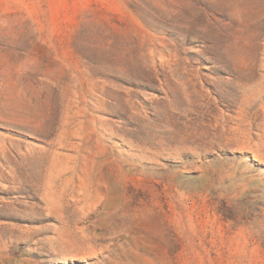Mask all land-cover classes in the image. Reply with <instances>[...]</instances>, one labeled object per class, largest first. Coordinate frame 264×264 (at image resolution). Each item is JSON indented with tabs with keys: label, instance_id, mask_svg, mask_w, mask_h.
I'll list each match as a JSON object with an SVG mask.
<instances>
[{
	"label": "rangeland",
	"instance_id": "rangeland-1",
	"mask_svg": "<svg viewBox=\"0 0 264 264\" xmlns=\"http://www.w3.org/2000/svg\"><path fill=\"white\" fill-rule=\"evenodd\" d=\"M0 264H264V0H0Z\"/></svg>",
	"mask_w": 264,
	"mask_h": 264
}]
</instances>
